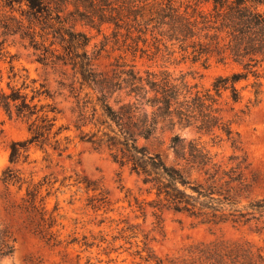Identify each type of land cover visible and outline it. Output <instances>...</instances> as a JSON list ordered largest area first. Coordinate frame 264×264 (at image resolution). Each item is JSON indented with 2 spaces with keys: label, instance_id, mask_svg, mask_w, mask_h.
Instances as JSON below:
<instances>
[{
  "label": "rangeland",
  "instance_id": "1",
  "mask_svg": "<svg viewBox=\"0 0 264 264\" xmlns=\"http://www.w3.org/2000/svg\"><path fill=\"white\" fill-rule=\"evenodd\" d=\"M201 7L208 11L211 5ZM76 27L91 37L90 51L99 50L104 35L111 34L107 24L101 32L80 21ZM148 37L144 53L107 43L94 60L96 69L112 72L133 64L141 70L163 66L203 88L211 87L220 75L243 69L242 63L229 56L194 59L191 49L184 52L178 44L157 50L152 36ZM39 53L28 42L0 31L2 84L7 87L10 81L20 87L28 100L36 95L31 103L37 104L38 111L12 118L0 112V230L14 245L13 254L1 264H264V212L245 214L251 211V202L264 198V79L259 84L250 75L238 82V101L232 99L230 90L219 99L232 138L219 130L209 134L193 126L162 124L153 138L141 141L168 165L183 168L190 181L215 186L219 191L214 197L230 195L232 200H198L219 209L221 216L215 222L175 211L156 190L150 191L141 176L115 162L106 148L83 140L101 129L95 124L101 110L93 119L92 107L83 102L87 89L80 91L71 66L46 62ZM257 68L263 71L264 60ZM37 124L44 126L43 136L30 143ZM175 134L210 152L219 168L215 181H207V175L176 156L171 146ZM15 141H25L27 146L19 160L11 163ZM8 166L21 178L20 183L4 182ZM228 171L238 180L228 182V175L219 179ZM28 191L38 202L45 200L49 211L55 210L54 230L60 243L43 238L27 217L22 206L23 200L30 199ZM240 214L245 215L241 221L232 220Z\"/></svg>",
  "mask_w": 264,
  "mask_h": 264
},
{
  "label": "trees",
  "instance_id": "2",
  "mask_svg": "<svg viewBox=\"0 0 264 264\" xmlns=\"http://www.w3.org/2000/svg\"><path fill=\"white\" fill-rule=\"evenodd\" d=\"M204 4L211 5L208 11L201 7ZM78 21L99 32L105 24L109 26L111 34L104 35L99 50L88 49L91 37L77 29ZM0 31L6 37L28 42L46 62L71 66L80 91L87 89L83 102L92 107L93 119L101 110L95 119L101 129L83 140L96 148H106L115 162L141 176L150 191L156 190L157 196L170 202L175 211L218 221L219 209L198 200H232L230 195L214 197L219 191L215 186L204 187L200 182L190 181L183 168L168 165L159 153L149 152L141 141L153 138L162 124L193 126L209 134L219 130L232 138V130L223 122L219 99L230 90L232 99L238 101L241 94L237 83L250 75L262 84L264 69L259 71L257 65L264 60V0H0ZM148 34L157 50L178 44L184 52L191 49L194 59L208 60L216 54L223 60L229 56L242 63L243 69L218 76L208 88L192 84L183 73L176 74L163 66L141 70L133 64L112 72L96 69L94 60L107 43L134 54L138 50L144 53L148 51ZM2 81L0 76V112L11 118L38 113L37 104L31 103L36 95L28 100L20 87L10 81L5 87ZM75 96L80 103L79 94ZM43 129L44 126L36 125L30 143L43 136ZM2 133L0 121V137ZM26 146L25 141L12 143L11 163L19 160ZM171 146L179 159L207 175V181L216 180L219 168L205 147L178 134L173 136ZM225 175L229 176L228 182L238 180L229 171L219 179ZM3 180L8 184L21 182L9 166ZM27 194L30 199L23 200L22 207L35 230L48 241L60 243L54 230L55 210L49 211L46 201L38 202L31 191ZM249 208L251 211L245 214L263 215L264 198L251 202ZM241 216L245 215L232 220L241 221ZM13 252L10 237L0 230V264Z\"/></svg>",
  "mask_w": 264,
  "mask_h": 264
}]
</instances>
